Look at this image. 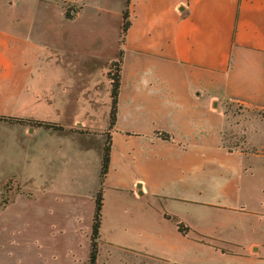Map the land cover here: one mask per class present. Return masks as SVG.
Returning <instances> with one entry per match:
<instances>
[{
	"label": "crops",
	"instance_id": "crops-1",
	"mask_svg": "<svg viewBox=\"0 0 264 264\" xmlns=\"http://www.w3.org/2000/svg\"><path fill=\"white\" fill-rule=\"evenodd\" d=\"M123 8L124 0H74L65 18L51 0H0V116L61 127L54 133L0 121V145L44 133L45 159H53L49 151L59 155L61 148L53 135H107L106 187L169 200V216L180 222L176 203L196 211L193 222H182L185 234L174 226L172 237L154 247H118L116 236L110 246L141 263L264 264V152L221 146L225 101L254 112L240 123L243 147L264 146V115L255 114L264 113V0H129L119 45ZM118 48L115 120L108 129L106 74ZM17 105L22 112L13 113ZM176 148L209 149L212 159H176ZM100 154L101 148L97 182ZM70 155L80 165L89 157L84 144ZM203 164L212 169L205 177L198 173ZM122 169L128 173L113 174ZM44 187L30 199L17 195L0 220L11 207L42 202Z\"/></svg>",
	"mask_w": 264,
	"mask_h": 264
},
{
	"label": "rangeland",
	"instance_id": "rangeland-1",
	"mask_svg": "<svg viewBox=\"0 0 264 264\" xmlns=\"http://www.w3.org/2000/svg\"><path fill=\"white\" fill-rule=\"evenodd\" d=\"M106 1L115 3L118 0ZM67 14L71 16L70 12ZM111 73L114 74L113 68ZM222 107L226 121L221 144L231 150L264 152V146L246 149L242 144L240 123L249 121L254 112L233 101L223 102ZM12 111L22 112L18 105ZM255 114L264 115L261 111ZM106 136L72 139L53 135L52 140L61 145L59 155L49 151L48 156H54L53 159H45L44 147L48 146L50 150V141L46 140L44 133L21 138L19 145L7 142L0 145V218L17 195L30 199L34 189L41 191L43 186L48 193L42 202L38 199L35 204L28 203L27 207L20 209L11 207L6 211L0 220V231L5 232L3 238L6 240L0 248V264H85L94 195L98 189L96 155ZM77 143L84 144L88 151L85 165H80L70 155L80 145ZM176 159L206 160L212 159V154L209 149L176 148ZM211 171L210 165L203 164L198 173L205 177ZM124 173L128 171L113 170V174ZM177 182L182 185L181 180ZM172 207L169 200H161L158 196H133L127 190L108 188L103 184L100 212L103 231L98 232L96 264H163L153 260L141 263L139 257L124 254L110 246L109 241L116 236L119 237L118 247H154L164 238L170 239L174 224L164 215H169ZM176 213L182 222L187 223L193 222L196 215L194 209L179 203H176ZM205 220L204 214L200 221L204 223Z\"/></svg>",
	"mask_w": 264,
	"mask_h": 264
},
{
	"label": "trees",
	"instance_id": "trees-1",
	"mask_svg": "<svg viewBox=\"0 0 264 264\" xmlns=\"http://www.w3.org/2000/svg\"><path fill=\"white\" fill-rule=\"evenodd\" d=\"M128 3L129 0H124V8L121 13V25H120V32H119V45L122 44L124 35L129 25L128 21ZM69 10L64 12L65 18H70L71 16L67 14ZM122 51L118 48L116 53V59L110 63L107 71V78L110 82V107L108 113V129H111L114 125L115 120V103H116V96L119 87V66L121 62ZM111 68L114 70V74L111 73ZM0 121H7V122H14L19 124H28L34 127H41L43 129H50L53 131H61V127L52 124V123H45V122H31V121H23L21 119L10 118V117H3L0 116ZM160 138L162 140H169L168 135H161ZM222 148L226 149L228 152L231 151V148L224 146L221 144ZM109 149L110 143L109 138L106 136V141L103 143L101 148L100 154V167L98 172V189L94 195L93 201V210L91 216V224H90V232L88 237V251L86 255L85 264H96V258L98 255V241H99V227H100V217H101V206H102V184L107 173L108 168V156H109ZM253 153V152H252ZM166 220L172 222L180 234H185L188 231V228L182 224L177 218L174 216L164 215Z\"/></svg>",
	"mask_w": 264,
	"mask_h": 264
},
{
	"label": "built area",
	"instance_id": "built-area-1",
	"mask_svg": "<svg viewBox=\"0 0 264 264\" xmlns=\"http://www.w3.org/2000/svg\"><path fill=\"white\" fill-rule=\"evenodd\" d=\"M51 1L61 6L64 12L69 10L70 14L72 15L73 13L72 9L74 7V0H51Z\"/></svg>",
	"mask_w": 264,
	"mask_h": 264
}]
</instances>
